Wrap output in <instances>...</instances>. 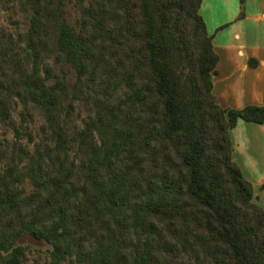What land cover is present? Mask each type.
Here are the masks:
<instances>
[{"label": "trees", "instance_id": "obj_1", "mask_svg": "<svg viewBox=\"0 0 264 264\" xmlns=\"http://www.w3.org/2000/svg\"><path fill=\"white\" fill-rule=\"evenodd\" d=\"M199 4L0 0V264H264Z\"/></svg>", "mask_w": 264, "mask_h": 264}, {"label": "crops", "instance_id": "obj_2", "mask_svg": "<svg viewBox=\"0 0 264 264\" xmlns=\"http://www.w3.org/2000/svg\"><path fill=\"white\" fill-rule=\"evenodd\" d=\"M198 11L217 54L211 91L222 107L264 104V0H200ZM231 158L264 206V121L238 118L229 129Z\"/></svg>", "mask_w": 264, "mask_h": 264}, {"label": "rangeland", "instance_id": "obj_3", "mask_svg": "<svg viewBox=\"0 0 264 264\" xmlns=\"http://www.w3.org/2000/svg\"><path fill=\"white\" fill-rule=\"evenodd\" d=\"M68 19H72V16H69ZM18 241L26 243L31 248L42 249L46 246V244L42 240L34 239L29 236H21Z\"/></svg>", "mask_w": 264, "mask_h": 264}]
</instances>
